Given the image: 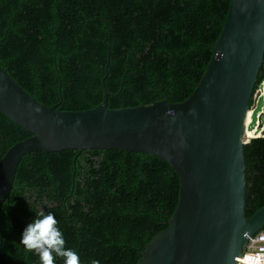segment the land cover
Returning a JSON list of instances; mask_svg holds the SVG:
<instances>
[{"label": "trees", "instance_id": "16d2710c", "mask_svg": "<svg viewBox=\"0 0 264 264\" xmlns=\"http://www.w3.org/2000/svg\"><path fill=\"white\" fill-rule=\"evenodd\" d=\"M230 0H0V64L64 110L187 98L213 55ZM264 78V61L257 84ZM256 84V85H257ZM252 102V100H251ZM31 133L0 111V158ZM246 214L264 205V135L245 144ZM180 180L165 159L120 149L22 156L0 206V264H39L20 243L34 209L52 212L80 264H137L166 228ZM56 264H63L56 257Z\"/></svg>", "mask_w": 264, "mask_h": 264}, {"label": "water", "instance_id": "95a60500", "mask_svg": "<svg viewBox=\"0 0 264 264\" xmlns=\"http://www.w3.org/2000/svg\"><path fill=\"white\" fill-rule=\"evenodd\" d=\"M264 61V0H230L213 55L184 100L64 110L40 102L0 64V111L31 135L0 158V206L22 156L63 149H120L157 155L176 170L180 189L166 228L137 264H236L264 229V205L246 214L245 144L251 99Z\"/></svg>", "mask_w": 264, "mask_h": 264}, {"label": "clouds", "instance_id": "9594fccd", "mask_svg": "<svg viewBox=\"0 0 264 264\" xmlns=\"http://www.w3.org/2000/svg\"><path fill=\"white\" fill-rule=\"evenodd\" d=\"M35 215L22 230L20 243L25 249L37 254L39 264H56V257L63 258V264H80L79 253L65 247V239L56 216L43 208L34 209ZM236 264H264V253H242L233 258ZM91 264H97L93 260Z\"/></svg>", "mask_w": 264, "mask_h": 264}, {"label": "built area", "instance_id": "2783aa9c", "mask_svg": "<svg viewBox=\"0 0 264 264\" xmlns=\"http://www.w3.org/2000/svg\"><path fill=\"white\" fill-rule=\"evenodd\" d=\"M264 100V78L255 86L251 109H250V118L248 122V131L251 132V137H258L264 135V105L258 109V104L260 100ZM256 115V120L254 123L253 116ZM254 127H251L253 125ZM264 253V229L259 230L252 236H249V239L243 249V253Z\"/></svg>", "mask_w": 264, "mask_h": 264}, {"label": "rangeland", "instance_id": "374dc122", "mask_svg": "<svg viewBox=\"0 0 264 264\" xmlns=\"http://www.w3.org/2000/svg\"><path fill=\"white\" fill-rule=\"evenodd\" d=\"M262 105H264V100L263 99L260 100V102L258 104V109H260ZM253 120H254V123H255L256 115L253 116ZM254 123H253V125H251V127H254Z\"/></svg>", "mask_w": 264, "mask_h": 264}, {"label": "bare ground", "instance_id": "6f19581e", "mask_svg": "<svg viewBox=\"0 0 264 264\" xmlns=\"http://www.w3.org/2000/svg\"><path fill=\"white\" fill-rule=\"evenodd\" d=\"M248 133H249V135H251V134H252V133H251V132H249V131H248Z\"/></svg>", "mask_w": 264, "mask_h": 264}]
</instances>
